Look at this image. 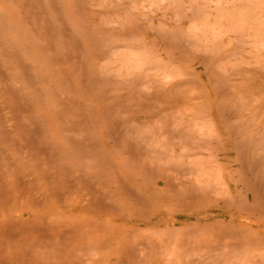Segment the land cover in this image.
<instances>
[{"label": "rangeland", "instance_id": "rangeland-1", "mask_svg": "<svg viewBox=\"0 0 264 264\" xmlns=\"http://www.w3.org/2000/svg\"><path fill=\"white\" fill-rule=\"evenodd\" d=\"M0 264H264V0H0Z\"/></svg>", "mask_w": 264, "mask_h": 264}, {"label": "bare ground", "instance_id": "bare-ground-1", "mask_svg": "<svg viewBox=\"0 0 264 264\" xmlns=\"http://www.w3.org/2000/svg\"><path fill=\"white\" fill-rule=\"evenodd\" d=\"M60 233V232H59ZM61 233H62V231H61Z\"/></svg>", "mask_w": 264, "mask_h": 264}]
</instances>
